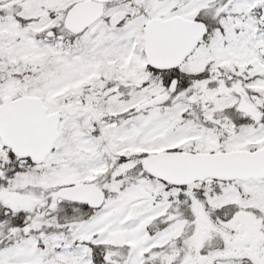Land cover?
<instances>
[{
	"label": "snow or ice",
	"instance_id": "obj_1",
	"mask_svg": "<svg viewBox=\"0 0 264 264\" xmlns=\"http://www.w3.org/2000/svg\"><path fill=\"white\" fill-rule=\"evenodd\" d=\"M0 264H264V0H0Z\"/></svg>",
	"mask_w": 264,
	"mask_h": 264
}]
</instances>
